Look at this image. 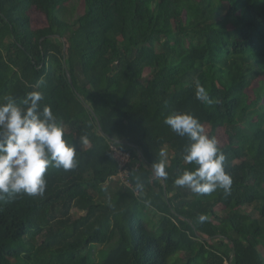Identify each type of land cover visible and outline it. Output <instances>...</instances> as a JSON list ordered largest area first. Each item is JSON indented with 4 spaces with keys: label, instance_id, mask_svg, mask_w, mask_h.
<instances>
[{
    "label": "trees",
    "instance_id": "16d2710c",
    "mask_svg": "<svg viewBox=\"0 0 264 264\" xmlns=\"http://www.w3.org/2000/svg\"><path fill=\"white\" fill-rule=\"evenodd\" d=\"M34 90L77 166L50 167L43 195L0 199V264H264V0H0V98ZM174 112L223 130L228 194L176 189L195 166L164 124Z\"/></svg>",
    "mask_w": 264,
    "mask_h": 264
},
{
    "label": "clouds",
    "instance_id": "9594fccd",
    "mask_svg": "<svg viewBox=\"0 0 264 264\" xmlns=\"http://www.w3.org/2000/svg\"><path fill=\"white\" fill-rule=\"evenodd\" d=\"M42 84V80L38 81L36 88ZM195 97L208 105L214 103L198 80ZM44 99L39 90L30 91L19 102L13 95L0 98V199L13 194L43 195L50 167L71 170L77 166L76 150L65 138L62 121L50 106L44 105L40 110ZM164 124L191 141L184 161L195 167L182 171L174 184L198 195H210L218 189L228 194L233 180L225 171L226 156L218 147V140L206 133L199 118L190 112H174L165 117ZM161 157L153 168L158 178L167 180L166 153L162 152ZM137 189L142 186L137 185ZM199 219L203 221L205 217Z\"/></svg>",
    "mask_w": 264,
    "mask_h": 264
},
{
    "label": "rangeland",
    "instance_id": "374dc122",
    "mask_svg": "<svg viewBox=\"0 0 264 264\" xmlns=\"http://www.w3.org/2000/svg\"><path fill=\"white\" fill-rule=\"evenodd\" d=\"M82 13H83V3L81 5V14ZM30 21H31L32 29L34 31L46 33V30H49V28H46V24L43 20V17L34 8L31 10ZM148 72L149 71H146V76H147ZM255 86H258V84H254V87ZM254 89L255 88H251L249 90L250 93H252V91ZM212 137H214L218 140L219 145H225L227 142L226 135L224 134L222 129H219L215 134L212 135ZM115 157H117V159L119 161H122V159H120V153L119 152L116 153ZM122 163H123V161H122ZM176 189L179 190L183 194V197L185 198L186 201H188L194 197V193H192L187 187H178ZM212 244H213V247L217 248L220 252H225L227 254L231 253V245H229V244L220 245L216 242H213ZM184 262H185L184 254L179 253L178 255H176L172 258L170 264H183Z\"/></svg>",
    "mask_w": 264,
    "mask_h": 264
},
{
    "label": "built area",
    "instance_id": "2783aa9c",
    "mask_svg": "<svg viewBox=\"0 0 264 264\" xmlns=\"http://www.w3.org/2000/svg\"><path fill=\"white\" fill-rule=\"evenodd\" d=\"M115 151V155H116V153L117 152H119L118 150H116V149H114ZM120 153V159H122V161H123V163H122V161H119L118 159V161H119V164H120V168H122V170H123V168H125V166H126V164L128 163V161H129V156L128 155H126V154H124V153H121V152H119ZM117 158V157H116ZM127 174V172H125V171H122V172H120L119 174H118V177L120 178V179H125V175ZM115 179V178H114Z\"/></svg>",
    "mask_w": 264,
    "mask_h": 264
}]
</instances>
